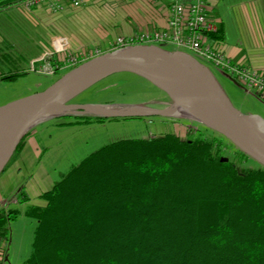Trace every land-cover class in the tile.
Listing matches in <instances>:
<instances>
[{"label":"trees","instance_id":"1","mask_svg":"<svg viewBox=\"0 0 264 264\" xmlns=\"http://www.w3.org/2000/svg\"><path fill=\"white\" fill-rule=\"evenodd\" d=\"M206 128L214 134L120 137L72 164L44 205L24 208L36 224L22 264H264V166H238L250 156L223 155L227 138ZM15 213L0 208V242Z\"/></svg>","mask_w":264,"mask_h":264},{"label":"rangeland","instance_id":"2","mask_svg":"<svg viewBox=\"0 0 264 264\" xmlns=\"http://www.w3.org/2000/svg\"><path fill=\"white\" fill-rule=\"evenodd\" d=\"M160 1H149L148 5H144L145 11L148 14L155 13ZM242 1L216 0L209 14L218 13L235 35L234 9ZM138 2L140 0H121L118 5L107 7V4L95 1L90 12L88 9L87 12L68 9L59 13L46 9L37 12L35 7L26 9L18 3L2 6L0 73L19 72L20 75L15 79H0V106L44 89L66 71L61 70L55 74L40 71L39 67L45 59H51L56 64L69 53L84 57L95 54V49L105 51L116 35L124 33L123 23H136L135 14L141 16ZM146 25L142 29L150 26ZM231 41L230 38L226 42ZM165 47L176 49L171 44ZM209 67L238 109L257 114L264 120V102L229 81L218 68L212 65ZM68 101L72 104H148L158 108L173 104L168 93L148 79L127 71L104 77ZM81 116L85 115L62 114L35 122L25 137L27 146L21 158L17 156L19 152L15 154L0 173V208L16 209L14 218L9 220L8 239L0 242V264L23 263L31 251L36 224L34 218L24 214V208L29 203H43L40 193L50 189L64 171L92 150L120 137H148L172 132L186 138L195 131L213 133L206 128L207 125L188 114L119 116L105 118L103 121H86ZM223 140V155L233 159L236 146L228 139ZM237 164L240 167L257 165L251 157L242 162L237 160ZM22 186L29 194V198L23 201L17 195Z\"/></svg>","mask_w":264,"mask_h":264},{"label":"water","instance_id":"3","mask_svg":"<svg viewBox=\"0 0 264 264\" xmlns=\"http://www.w3.org/2000/svg\"><path fill=\"white\" fill-rule=\"evenodd\" d=\"M217 68L229 81L264 102L262 96L245 87L232 74ZM119 71L133 72L148 79L160 90L168 93L175 104L176 98L172 96L170 89L159 84L155 75L168 78L176 86L174 90L182 97L181 101L202 113L205 121L196 118L197 120L222 134L238 149L264 166V125L260 124L264 123V120L257 114L238 109L218 82L212 68L192 54L168 49L164 44L145 43L120 46L90 56L63 72L44 89L0 106V173L15 151L20 138L29 132L37 121L62 114L118 118L170 114L167 110L173 104L158 108L148 104L69 103L70 98L91 84ZM119 105H135L137 108L116 107ZM93 106L101 107L96 109Z\"/></svg>","mask_w":264,"mask_h":264},{"label":"built area","instance_id":"4","mask_svg":"<svg viewBox=\"0 0 264 264\" xmlns=\"http://www.w3.org/2000/svg\"><path fill=\"white\" fill-rule=\"evenodd\" d=\"M103 1L108 6H115L121 0H95ZM166 12H168L166 25L152 30L132 31L129 34H118L111 42L107 50L131 44H171L176 49L187 50L208 66L222 68L234 74V77L243 83L245 87L264 96V73L251 70L235 64L220 48L217 39L209 38L210 33L217 30L214 19L208 11V0H166ZM26 9L46 6L55 13L83 6L85 0H15ZM95 54L81 57L78 54L69 53L67 57L58 63H52L51 59L39 67L40 71L55 74L61 70H68L88 57L103 52L95 49ZM185 52V51H184Z\"/></svg>","mask_w":264,"mask_h":264},{"label":"crops","instance_id":"5","mask_svg":"<svg viewBox=\"0 0 264 264\" xmlns=\"http://www.w3.org/2000/svg\"><path fill=\"white\" fill-rule=\"evenodd\" d=\"M85 1L86 3L83 6L75 8L76 12L77 10L79 12L81 10L87 12V9L89 12L91 11V7H93L92 3H94L95 0H85ZM149 1H154V0H140V2H138L137 7H139L141 16L135 14L136 23L135 22L123 23L122 28L124 33L122 34H129L132 31H139L145 29L152 30L154 28H159L166 25L167 16H168V12H166V6H165L166 0H162L159 2L157 10H154L155 13L153 14L152 13L148 14L147 11H145L144 5L145 6L148 5ZM215 1L216 0H208L209 13L210 10L213 9ZM101 2L103 3V1ZM119 2L120 1H118L116 5H118ZM106 6L108 7V5ZM44 9L50 10L46 6L35 7V11L37 12H40L41 10ZM234 10L236 13L235 24L237 29L235 35L232 34V28L230 29L228 28L223 18H221L218 15V13L215 15L210 14V16L214 19L217 28L219 27L221 30V37L216 38L219 42L220 48L223 51V53H225L230 59H232V61L235 64L242 67H248L251 70H255L259 73L260 72L264 73V0H243L242 3H240V5L237 6ZM89 15H91V13ZM102 16L105 18L104 15ZM133 24H136L137 26ZM144 24L145 26H147L146 24H150V26H148V28L146 27L145 29H142ZM229 37L232 39L230 43L226 42L227 40H230ZM40 55L41 53L36 57H39ZM26 143L27 142L25 138L23 147L21 148V150L17 155L20 158L23 155L24 149L27 146ZM24 191L29 198V194L27 190H25V188ZM45 202L46 201H44L41 204L40 203L37 204L44 205ZM29 204H33V203H29ZM37 204H33V205H37Z\"/></svg>","mask_w":264,"mask_h":264},{"label":"bare ground","instance_id":"6","mask_svg":"<svg viewBox=\"0 0 264 264\" xmlns=\"http://www.w3.org/2000/svg\"><path fill=\"white\" fill-rule=\"evenodd\" d=\"M155 77L157 79V82L159 84H163V85L167 86L170 89L172 96L176 98V103L173 104L174 106L168 108L167 112H169L170 114H177V115L178 114L179 115L188 114V116L191 115L197 119L205 121L203 116H202V113H200V111H198L197 109L186 106L183 103V101H181L182 97H180V94L177 92V90H174L176 88V86H174V84L171 83L168 78L166 79L162 75H155ZM94 107H96V109H97V108H100L101 106H93V108ZM116 107H118V106H116ZM119 108H123V109H133L134 108L135 109V108H137V106H135V105H133V106H119ZM260 124L264 125V123H260Z\"/></svg>","mask_w":264,"mask_h":264}]
</instances>
